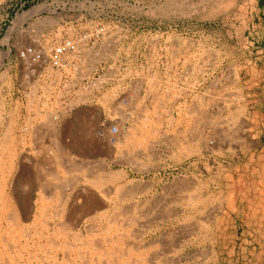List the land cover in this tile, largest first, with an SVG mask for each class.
Returning <instances> with one entry per match:
<instances>
[{"label":"rangeland","instance_id":"obj_1","mask_svg":"<svg viewBox=\"0 0 264 264\" xmlns=\"http://www.w3.org/2000/svg\"><path fill=\"white\" fill-rule=\"evenodd\" d=\"M19 1L0 0V264H264L259 0H58L66 9L136 10L152 32L145 45L154 28L171 27L175 40L185 33L192 56L205 51L206 93L192 96L191 112L166 99L156 127L115 146L98 140L89 109L65 121L64 141L23 142L1 65L9 52L11 62L12 29L21 45L20 24L44 0ZM18 10L25 19L12 24ZM182 125L207 145L156 150L152 141Z\"/></svg>","mask_w":264,"mask_h":264},{"label":"built area","instance_id":"obj_2","mask_svg":"<svg viewBox=\"0 0 264 264\" xmlns=\"http://www.w3.org/2000/svg\"><path fill=\"white\" fill-rule=\"evenodd\" d=\"M27 3L19 1L21 7ZM35 5L44 8L19 26L20 32L29 34L28 42L16 46L19 32L12 29L11 62L6 59L9 52L1 65L8 67L11 76L8 96L19 105L18 134L23 142H62L65 121L89 109L87 120L98 140L124 144L144 125L156 127L167 101H181L188 115L192 102L196 104L192 96L198 94L200 101L205 96V51L199 48L194 51L199 56H192L184 32L175 40L171 27L154 28L157 39L145 45L144 37L152 32L145 33L136 10L66 9L58 0ZM24 12L18 10L11 23ZM45 18L54 24L37 30L33 24ZM195 132L190 125H182L152 143L156 150L163 145L186 149L197 142L207 145L206 137Z\"/></svg>","mask_w":264,"mask_h":264},{"label":"bare ground","instance_id":"obj_3","mask_svg":"<svg viewBox=\"0 0 264 264\" xmlns=\"http://www.w3.org/2000/svg\"><path fill=\"white\" fill-rule=\"evenodd\" d=\"M22 16H20V20H24L25 19V13H23V14H21ZM50 19V18H49ZM52 24H54V20L53 19H50L49 21H43V20H41V21H39L37 24H35V27L37 28V30H39V29H41L42 27H44L45 25H52ZM21 25V24H20ZM28 33H25V32H22V33H20L19 34V37H18V41H19V43H24L25 41H24V39H25V37L27 38L28 37ZM168 107H166V106H163V110L165 111V112H168ZM17 128V127H16ZM92 128V127H91ZM15 129V128H14ZM16 132H17V130H15ZM137 130H135L132 134H130L127 138H126V140H127V142L130 140V138L131 137H133V136H135V135H138L139 133L137 132ZM57 143H59V142H57ZM41 144H46V143H41ZM124 144H127V143H124ZM2 153V152H1ZM44 188V187H43ZM45 202V201H44ZM51 202V201H50ZM9 203V202H8ZM91 211V210H90ZM57 212V211H56ZM52 214V213H51ZM53 220V219H52ZM76 222V221H75ZM81 239V238H80ZM89 257V256H88Z\"/></svg>","mask_w":264,"mask_h":264},{"label":"crops","instance_id":"obj_4","mask_svg":"<svg viewBox=\"0 0 264 264\" xmlns=\"http://www.w3.org/2000/svg\"><path fill=\"white\" fill-rule=\"evenodd\" d=\"M256 12H257V18H255V19L258 21L259 25L255 22L254 28H256L257 26H260L262 24L264 25V0H259V8ZM262 45H263V43H257V46H254V48H257V49L262 48L261 47ZM261 52H263V50ZM256 59L257 60L264 59V55L263 56H257Z\"/></svg>","mask_w":264,"mask_h":264}]
</instances>
